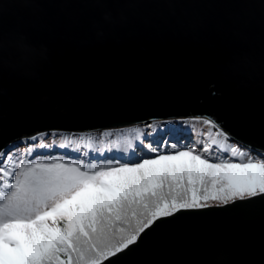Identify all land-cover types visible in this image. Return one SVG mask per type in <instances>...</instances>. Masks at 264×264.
<instances>
[{
	"label": "water",
	"instance_id": "95a60500",
	"mask_svg": "<svg viewBox=\"0 0 264 264\" xmlns=\"http://www.w3.org/2000/svg\"><path fill=\"white\" fill-rule=\"evenodd\" d=\"M193 116L264 149V0H0V149ZM102 264H264V196L158 219Z\"/></svg>",
	"mask_w": 264,
	"mask_h": 264
},
{
	"label": "snow or ice",
	"instance_id": "6c2138e0",
	"mask_svg": "<svg viewBox=\"0 0 264 264\" xmlns=\"http://www.w3.org/2000/svg\"><path fill=\"white\" fill-rule=\"evenodd\" d=\"M165 123L172 121L145 127L164 130ZM180 123L191 142L169 144L168 154H161L160 143L154 147L139 140L128 152L77 148L56 143L61 137L52 131L0 149V264H102L136 244L158 219L264 196V150L253 155L252 146L245 145L247 152L236 155L241 145L233 146L211 118L193 116ZM103 135L97 133L98 138ZM136 147L152 158L141 156L99 170L90 167L124 160ZM114 151L122 155H105ZM49 155L79 163L35 162ZM243 158L246 163L213 162ZM133 217L135 227L130 224Z\"/></svg>",
	"mask_w": 264,
	"mask_h": 264
},
{
	"label": "rangeland",
	"instance_id": "374dc122",
	"mask_svg": "<svg viewBox=\"0 0 264 264\" xmlns=\"http://www.w3.org/2000/svg\"><path fill=\"white\" fill-rule=\"evenodd\" d=\"M203 118H208L206 116H202ZM212 120H214L213 118H211ZM215 121V120H214ZM216 122V121H215ZM217 123V122H216ZM153 126L159 125L160 123H151ZM218 124V123H217ZM146 124H142L141 126H139L138 128L135 127H131V128H126V129H121L118 128L116 130H103L104 135L101 137H97V133L100 132H72V133H68V132H61L58 130H53L52 132H58L60 134V139L56 140L55 142L58 144H71L74 147L79 148L81 145L84 146L85 149H96L98 151H104L105 149L108 148H113V149H121L125 152V150L128 148L131 149L132 146L137 145V141L141 138H147L144 139L142 141H144V144H149L152 143L154 147L157 146L158 143H160L161 146V154H168L167 153V149H168V145L169 144H178V142L176 141H171L169 138V136H172L173 134H176L178 132V134L180 135L181 138H183V141L185 143H190L191 142V137L188 135L187 129L185 128L183 130L182 128V124L180 123V120L176 121H172V123H165L163 125L164 130H159L156 131V133L158 135H155L153 138L151 139L149 138V133L150 131L145 127ZM219 125V124H218ZM220 126V125H219ZM137 127V126H136ZM184 127V126H183ZM199 125H197V131L199 130ZM121 129V130H120ZM182 129V131H180ZM222 129V128H221ZM155 130V128L151 131L153 132ZM171 131V133L169 134V131ZM183 131H186L187 133H183ZM225 132V130H223ZM112 132L114 133L113 137H109L108 133ZM148 133L147 136L143 135L144 133ZM162 132V133H160ZM43 133V132H42ZM136 133V134H135ZM181 133H183V135L181 136ZM161 134V135H160ZM232 141H233V146H235V144H239L241 145V147L236 148V155H240L243 152H247V148L243 147L245 145H251L248 144L246 142H243L241 140H239L238 138H236L235 136H233L231 133H227ZM154 135V134H152ZM117 136H119V138H116ZM160 142H157L158 140ZM166 141L167 143H161ZM155 142H157L155 144ZM15 143H21L20 141H17ZM141 143V142H140ZM13 143L9 144L7 146V148L5 149V151H7L8 149H10L12 147ZM104 145V147L101 149V147ZM21 146H23L21 144ZM253 148V155H255V150L256 149H261L258 147H252ZM264 150V149H261ZM55 151L59 152V149H56ZM120 154L122 155V152L119 151ZM199 153V148H197V154ZM112 152L110 153H106L107 156L109 157H113V154L111 156ZM133 159L130 160H138L139 157L143 156L144 158H152V156L144 149L138 147L137 150H135V152L133 153ZM131 157V156H130ZM128 159L124 160H119V161H114V160H108L106 163H102L99 166H97L96 164L91 165L90 167L95 169V170H99L101 167H107V166H111L114 163H123ZM56 161L62 162V163H79V161L77 160H69L67 159L65 156H42L40 157L37 161L35 162H39V163H54ZM214 163H246L247 159L243 158V159H234V160H219V161H213ZM11 163V161H10ZM27 163V161H26ZM7 179V178H5ZM209 188H211V185L209 184ZM211 204H216L219 203L218 201H214V200H209L208 201ZM131 227H135L137 222H136V218L133 217L131 218ZM127 227V225H125Z\"/></svg>",
	"mask_w": 264,
	"mask_h": 264
},
{
	"label": "trees",
	"instance_id": "16d2710c",
	"mask_svg": "<svg viewBox=\"0 0 264 264\" xmlns=\"http://www.w3.org/2000/svg\"><path fill=\"white\" fill-rule=\"evenodd\" d=\"M182 128H183V130L186 128L185 126L183 127L182 126ZM187 129V128H186ZM180 131H182V129L180 130ZM65 133V132H64ZM68 133H72V132H68ZM183 133H187L186 131H183ZM183 133H181V136L183 135ZM150 135H149V138H151V139H154L153 137L155 136V135H152L153 133H149ZM170 134V133H169ZM170 138V140L171 141H176V142H180L181 140H183V138H181L180 137V135H177V134H173L172 133V136H169ZM116 138H119V136H117ZM144 139H147V138H141L140 139V142L141 143H144V141H142V140H144ZM157 140H158V138H157ZM157 142H160L159 140L157 141ZM157 142H155V144L157 143ZM184 142V141H183ZM153 143V142H152ZM148 144V143H147ZM147 144H144V145H147ZM104 147V145L101 147V149ZM134 146H132L131 147V149L133 148ZM137 148L138 147H136V150H137ZM59 151H60V149H59ZM125 152H128V148L125 150ZM134 153V152H133ZM133 153H130V154H128V155H126L125 156V159H128V160H130V159H133ZM112 154H113V157H119V156H121V154H120V152L119 151H114V152H112ZM112 154H111V156H112ZM74 155V153H71V152H69L68 153V156H73ZM105 155H106V153H105ZM107 156V155H106ZM131 156V157H130ZM130 222H131V220H130ZM136 222H137V219H136ZM62 226V225H61Z\"/></svg>",
	"mask_w": 264,
	"mask_h": 264
},
{
	"label": "bare ground",
	"instance_id": "6f19581e",
	"mask_svg": "<svg viewBox=\"0 0 264 264\" xmlns=\"http://www.w3.org/2000/svg\"><path fill=\"white\" fill-rule=\"evenodd\" d=\"M125 129H126V128H125ZM120 130H121V129H120ZM156 131H158V130L155 129V130L153 131V134H154V135H158V134L156 133ZM135 134H136V133H135Z\"/></svg>",
	"mask_w": 264,
	"mask_h": 264
},
{
	"label": "clouds",
	"instance_id": "9594fccd",
	"mask_svg": "<svg viewBox=\"0 0 264 264\" xmlns=\"http://www.w3.org/2000/svg\"><path fill=\"white\" fill-rule=\"evenodd\" d=\"M158 131H159V130H158ZM150 133H153V132L150 131ZM177 133H178V132H177ZM177 135H179V134H177Z\"/></svg>",
	"mask_w": 264,
	"mask_h": 264
}]
</instances>
